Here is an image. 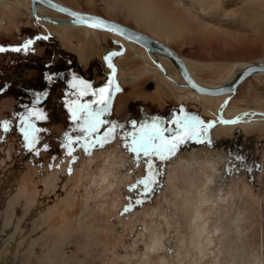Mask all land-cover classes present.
<instances>
[{"label":"rangeland","instance_id":"obj_1","mask_svg":"<svg viewBox=\"0 0 264 264\" xmlns=\"http://www.w3.org/2000/svg\"><path fill=\"white\" fill-rule=\"evenodd\" d=\"M57 1L104 17L114 9L119 22L135 27L124 0ZM163 1L186 14L173 0ZM178 1L216 26L207 31L191 22L170 43L181 49L197 81L217 84L247 63L264 62V50L247 52L264 24L261 0ZM33 9L29 0H0V47L32 40L35 55H48L59 44L86 63L100 58L101 47L112 45L111 35L103 30L37 21ZM43 11L42 16L67 19L52 9ZM48 32L54 37L45 39ZM215 39L227 41L216 52ZM242 46L245 52L238 51ZM141 66L140 59L121 61L124 101L159 108L182 103L204 121L213 117L222 97L212 104ZM22 72L28 76L34 69L17 74ZM139 73L140 80H133ZM149 80L156 83L151 90L146 87ZM11 102L10 97L0 99V116ZM253 110L264 112L262 73L247 76L226 108L228 114L252 115ZM243 125L238 139L234 130L232 144L221 140L231 129L219 127L211 134L215 142L182 150L162 166L161 189L125 215L119 208L131 172L111 147L83 160L80 171L67 177L63 171L38 172L16 136L0 137V264H264V117Z\"/></svg>","mask_w":264,"mask_h":264},{"label":"flooded vegetation","instance_id":"obj_2","mask_svg":"<svg viewBox=\"0 0 264 264\" xmlns=\"http://www.w3.org/2000/svg\"><path fill=\"white\" fill-rule=\"evenodd\" d=\"M32 16L37 21L51 23L49 21L38 19L33 14ZM39 16L46 17L42 15ZM54 25L67 26L59 24ZM103 32H107L111 35L110 41L112 42V45H105L101 47V52L99 54L100 58L93 59L91 61L88 59L86 63L82 61L81 57H79L75 51L65 50L59 44L54 45L53 51L48 55H35L32 47H30L29 50L24 51V43H19L18 45H5L3 47L1 46L5 50L0 52V56L2 57L1 59H5L6 61L4 62L0 60V99L10 97L12 102L7 110L5 109V114L0 116V137H8L9 135L16 136L20 143V147H22L25 152L29 151L28 148L24 146L26 142L21 132V128L23 127L22 118L28 117L29 110H32L37 114H43L47 117L46 119H37L35 116L31 117V121L35 124V127L41 129V131L37 134L39 142L37 143L35 149L29 151L30 153L28 159L40 173H43L46 170L57 172L63 171L67 177H73L80 171V164L83 160H89L100 151L105 150V148L111 147V150L113 149L118 154L119 158L123 159L125 164L129 166L131 172L129 180L126 184L125 200L119 208V213L121 215H125L127 213H123V209L128 203V198H137L136 192H130L128 190L129 186L135 183L136 180L142 179L145 175V164L141 162L137 167L135 161L132 159V154L125 151L122 147L124 136L128 132L134 131L132 122H135L136 125L139 126L141 124L150 123L153 119L159 118L162 122H164L165 127L174 129L175 125H171L168 122L175 116H179L181 114V109H183L184 114L198 116L202 121L204 120L199 116V114L187 110L185 105L182 103H169L163 105L162 108H159L149 104L146 105L142 102L135 101V103H133L131 101L130 103H127L124 101L127 97L124 96L127 92V88L120 77L121 61L130 60L131 57L134 59H140L142 62L141 67L144 66L146 68L153 69L154 72L155 70L159 71L162 77L159 78L156 75L158 79H165L167 82L177 86V88L187 89L188 91H190V89L183 86L182 83H174L168 76H166L164 71L156 64L155 59L149 57V53H147V51L140 45H137L129 40H125L121 36L109 31L103 30ZM44 37L53 38L54 36L50 33H46L44 34ZM128 43L134 44L135 47L128 45ZM17 47H20L21 51L17 52L12 50ZM137 48L141 51L139 52ZM112 53H118V55L112 56L111 63L113 67L110 68L105 58ZM159 64L165 68L162 62L159 61ZM173 66L174 65L172 63L171 67ZM25 68H33L34 72H31L28 76L23 75V72L20 75L17 74V72ZM113 68L115 69V86H118L119 91H116L114 87L110 92L108 110L102 117L109 123L101 128V133H103L106 128L111 127L112 124H117L121 127L117 129V134L111 143L106 145L103 149L93 150L91 156H88L82 150L77 149L74 153L77 157V162L73 164L71 162V157H69L66 153L64 145L66 143L67 136H76L80 134L76 130L80 122H74L72 120L71 109L75 107V104L92 101L97 98L90 94L81 97L78 94L77 89H73L71 87V84L76 82L74 81L75 77L76 80L89 82L92 89H98L104 86L109 79H113ZM140 74L141 73L136 74V76H132V79H139V76H141ZM49 76H51L52 79H48ZM179 77L182 79L180 75ZM155 86L156 83L154 80L146 81V87L148 90L155 88ZM197 95L201 96L202 94ZM225 96L227 95H223L220 103L214 107L213 117L204 121L205 126L209 124L212 126L208 127L207 134H201L200 141L203 142L195 140L187 141L180 147L177 154L172 157L171 160L175 159L179 153L187 147L195 146L199 143L209 144L211 142H215V139H212L211 134L219 126L224 125L233 127L230 128L231 135L229 137L224 136L221 138V140L226 144H232V134L235 130L236 134L233 137L238 139L237 133L240 134V124H248L251 121L261 120V117L263 118L261 114L254 113L255 110H253L252 115L250 114L251 112L245 111L241 113L228 114L226 112V105L228 106L232 97L231 96L224 105L225 107L223 108V111L220 112L222 117V119H220L219 108L221 103L224 102L226 98ZM95 107L96 105L93 104V108ZM101 107L103 106L101 105ZM235 116L237 119L234 122L223 121L231 119ZM3 122L9 123V131L5 132L3 130ZM165 135H169V133H165ZM45 145H47L46 148ZM170 162L160 164L159 167L162 168V166H165ZM70 167L72 169L71 174H69ZM142 206L134 207L130 213L135 212L137 208Z\"/></svg>","mask_w":264,"mask_h":264},{"label":"snow or ice","instance_id":"obj_3","mask_svg":"<svg viewBox=\"0 0 264 264\" xmlns=\"http://www.w3.org/2000/svg\"><path fill=\"white\" fill-rule=\"evenodd\" d=\"M75 15V14H73ZM78 22L84 23L93 28H105L108 31H119V29L106 25L103 20L93 19L91 17H78ZM123 34V33H121ZM40 39V37H37ZM46 39V37H45ZM33 41L29 40L23 45V50H29ZM5 49L0 47V52ZM14 51H21L20 47L12 49ZM118 55V53H112L106 57V61L110 68H112L111 59L112 56ZM115 69L113 68V79L98 89H92L89 82L84 80H76L74 77V83L71 84L73 89H77L78 94L82 97L84 95H92L97 99L92 101H86L84 103L75 104V107L71 109L72 120L74 122L79 121L78 128L76 129L80 134L76 136H67L64 148L71 162L75 164L77 157L74 153L77 149L82 150L86 155L91 156L93 150L103 149L106 145L112 142L117 129L121 127L117 124H112L111 127L106 128L101 133V128L107 125L109 122L102 117L108 110V102L110 99V92L115 87L116 91H119L118 86H115L114 82ZM48 79H52L51 76ZM82 86V87H81ZM75 103V102H74ZM93 104L96 105L93 108ZM101 105L103 107H101ZM35 116L37 119H46L43 114H37L36 112L29 110L28 117L22 118L23 127L21 132L25 140V147L29 151L35 149L39 142L38 133L41 129L35 127V124L31 121V117ZM171 125H175L174 129L165 127L164 122L159 118L153 119L150 123L136 125L132 122L134 131L128 132L122 141V147L125 151L132 154V159L135 161L137 167L141 162L145 164V175L142 179L136 180L135 183L129 186L130 192H136L137 198H128V203L123 209V213H130L134 207L142 206L146 201H150L154 194L158 192L161 187V179L164 176V171L159 167L160 164L170 162L180 147L187 141L195 140L199 142L201 134H207L209 124L205 126L198 116H192L184 114L181 109V114L175 116L168 122ZM3 130L9 131V123L3 122ZM169 133V135H165ZM47 145H45V148ZM71 167L69 168V174H71ZM122 213V214H123Z\"/></svg>","mask_w":264,"mask_h":264},{"label":"bare ground","instance_id":"obj_4","mask_svg":"<svg viewBox=\"0 0 264 264\" xmlns=\"http://www.w3.org/2000/svg\"><path fill=\"white\" fill-rule=\"evenodd\" d=\"M124 1L126 2V6H127V7H125V9L127 10L126 11V16L128 18H131L133 20L134 26L136 28L135 27H131L127 23H124V22H122V24H125V25H127V26H129V27H131L133 29H136V30H138L140 32H143L145 34H148L151 37H153L155 39H158V40L164 42L165 44H167L168 46H170L171 48H173L177 52V54L180 56V58L182 60H184V62H185V59L183 57L184 55L182 54L181 49H179V47H175V46H173V45L170 44L177 37H182L183 36L182 35V29H183V27L190 26L191 25V22H194V23L198 24L199 26L203 27L204 29H207V31L208 30L209 31H214L215 28H216V26H214V25H212V24H210V23H208V22L200 19L196 15L192 14V12L189 9L190 7L185 6L182 2H180L178 0H173V1L176 2V4L177 3L180 4L181 7L183 8V10H185L186 14H190V16L188 15V17H187L186 14L179 13L180 11L178 9H174L173 6H171L169 4H166L163 0H124ZM261 1L264 3V0H261ZM32 7L34 9H36L35 12L38 15H44L45 14L44 11H43L44 6L40 5L39 3L32 4ZM113 7H115L114 4H113ZM115 12H116V10L113 9V11L110 12L111 15H108L106 18H108L110 20H113V21L119 22V20L115 17V15H113V13L115 14ZM88 13H90V12H88ZM118 16L119 15H117V17ZM258 22H260V21H258ZM119 23H121V22H119ZM260 23L254 24L253 27L258 26ZM55 27L56 26H54V28ZM217 27H219V26H217ZM249 28H251V27H249ZM96 29L103 30V29H100V28H96ZM260 29L261 30H258L257 29L259 32L256 33V34H257V38H260L261 42L256 38V41L257 42H256L255 47L249 48V50L247 52H249V53L251 52L252 53L254 51H260V50L263 51L264 50V38H263L264 37V24L261 25V28ZM105 31H107V30H105ZM215 41L216 42L212 44V47L214 46V51L215 52L218 51L219 48L222 45L227 44V41L224 40V39H215ZM229 44H234V43L232 41H230ZM238 51L245 52L244 51V46H242V48H239ZM148 56L151 57V58H153V59H155V62L156 61H158V62L160 61V62H162L164 64L163 66H165V68L164 67L163 68L165 70V75L171 77L172 79H174L175 80L174 83H177V84L183 83V79H180V77H179L180 74L178 73V71H176L177 68L175 69V67H174L175 65L173 67H171L172 62L167 57H165V56H163L161 54H158V53H154V52L153 53L152 52L149 53ZM164 62H168L171 65L168 66ZM255 62H263V61L256 60ZM185 64H186L187 68L189 69L187 62ZM247 64H245V65H243V66L235 69L229 75V77L226 80H224V81H222L220 83L213 84V85H209V84H204V85H208V86H218V85H221L223 83H227L231 79H233L241 71V69L243 67H245ZM156 73H158L159 75H161L159 71H156ZM262 74H264V73H262ZM194 93L196 94V96H197V94H199V93H196V92H194ZM202 95H204L205 97H207V99L209 101H211L212 104H216L223 95H228V94H222V95H205V94H202ZM225 104L221 103V106L219 108L220 109V112L223 111V108L225 107L224 106ZM226 107H227V105H226ZM254 124H256V123H254ZM247 126H248L247 124L246 125H243V127H247ZM219 127L224 128V129L233 128L232 126H224V125L223 126H219Z\"/></svg>","mask_w":264,"mask_h":264},{"label":"water","instance_id":"obj_5","mask_svg":"<svg viewBox=\"0 0 264 264\" xmlns=\"http://www.w3.org/2000/svg\"><path fill=\"white\" fill-rule=\"evenodd\" d=\"M32 4L39 3L40 5L47 7L49 9L55 10L57 12H60L66 16H68L67 20H56L51 17H40L36 14V12H33L32 14L38 18L45 21H49L54 24L59 25H83L88 26L84 23L78 22V17H91L93 19L103 20L106 25L115 27L119 29V31H110L111 33H115L122 38L135 42L141 47H143L147 53H158L165 57H167L173 65L177 68L178 73L180 74L181 78L183 79L182 85L191 89L192 91L199 93V94H205V95H222V94H228L225 98L223 104L227 102L230 96H232L237 86L249 75L254 73H264V62H253L247 64L245 67L241 69V71L229 82L223 83L218 86H208L204 85L198 81H196L190 74L184 60L180 58V56L177 54V52L165 44L164 42L155 39L151 37L148 34H145L143 32H140L136 29H133L125 24L119 23L117 21L110 20L104 16H101L99 14H93L88 12H82L79 10H76L62 2H59L57 0H30ZM75 14V15H73ZM103 30H106L105 28H100ZM108 31V30H107ZM123 33V34H121ZM156 64L164 71V68L159 64L158 61H156ZM169 77V76H168ZM173 82H175L174 79L169 77ZM254 113H259L264 117L263 111H254ZM219 118L222 119L220 110H219ZM237 119V117H233L231 119L223 120L225 122H234Z\"/></svg>","mask_w":264,"mask_h":264}]
</instances>
